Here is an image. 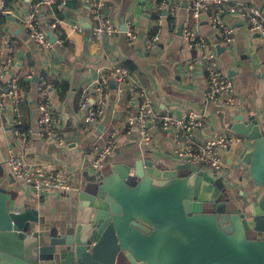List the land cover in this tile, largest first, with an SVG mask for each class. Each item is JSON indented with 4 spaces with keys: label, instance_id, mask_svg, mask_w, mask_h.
Returning <instances> with one entry per match:
<instances>
[{
    "label": "crops",
    "instance_id": "0c3cea01",
    "mask_svg": "<svg viewBox=\"0 0 264 264\" xmlns=\"http://www.w3.org/2000/svg\"><path fill=\"white\" fill-rule=\"evenodd\" d=\"M234 1L252 4L264 16V0ZM32 2L34 0H16L11 8L13 14H0V62L10 60L11 72L20 82L22 128L28 131L24 146L16 145L8 99L6 110L0 112V161L4 162L2 168L8 186L17 192L21 206L25 208L34 202L48 222L61 219L71 204L74 188L95 175L90 161L104 145L106 137L114 132L119 135V145L105 168L135 160L151 161L156 165L154 173L164 176L181 165L173 151L183 142L174 131L153 130L154 141L148 147L140 145L134 132L127 134L125 119L138 112L134 94L139 87L116 82L112 75L116 66L127 67L130 81H137L148 89L159 115L181 117L190 111L204 115L207 123L199 139L215 131L231 132L226 128L229 116L252 115L264 122V43L258 35L250 33L243 22L223 12L224 19L234 28L232 42L226 43L209 20L221 8L213 7L197 20L191 14L192 0H68L65 8L59 6L61 15L55 13L54 4L44 5L37 16L41 27L56 38L63 34L68 46L65 49L55 44L51 52L42 55L21 23ZM95 3L101 4L104 19L116 23L118 31L113 37L94 40L92 29L96 19L91 14V6ZM56 18L62 23L52 32L50 23ZM75 25L80 26L82 32H78ZM186 26L205 41V47L187 45ZM129 28L134 39L128 36ZM207 53L215 54L220 70L233 81L235 105L218 104L207 98ZM102 77L109 80L104 114L88 126L84 121L85 111L81 109L82 93ZM40 86L58 114L57 136H41ZM236 146H232L225 157L228 166L225 172L237 182L235 170L229 167ZM10 153L51 169H65L70 174L72 190L68 193L45 191L37 195L29 185L16 179L13 182L6 163ZM168 167L172 170L168 171ZM233 187L240 198L258 191V186L248 181Z\"/></svg>",
    "mask_w": 264,
    "mask_h": 264
},
{
    "label": "water",
    "instance_id": "95a60500",
    "mask_svg": "<svg viewBox=\"0 0 264 264\" xmlns=\"http://www.w3.org/2000/svg\"><path fill=\"white\" fill-rule=\"evenodd\" d=\"M227 123L244 137L229 159L237 182L183 164L161 176L151 161L116 163L75 187L57 222L21 206L0 161V264H264V122ZM248 179L256 199L236 195Z\"/></svg>",
    "mask_w": 264,
    "mask_h": 264
},
{
    "label": "built area",
    "instance_id": "2783aa9c",
    "mask_svg": "<svg viewBox=\"0 0 264 264\" xmlns=\"http://www.w3.org/2000/svg\"><path fill=\"white\" fill-rule=\"evenodd\" d=\"M68 0H34L30 3L21 23L29 32L30 38L35 43L37 49L42 55H46L53 50L55 44L62 48H67V43L63 34L53 42L45 31L37 16L44 5H53L58 3L60 7L65 8ZM213 7L221 8L209 17L210 23L218 30L226 43H231L234 38V28L223 17L222 13L235 16L244 23V27L252 34L258 35L264 43V16L260 9L247 2H238L234 0H192L191 14L194 19H201L207 15ZM0 14L10 15L13 10L0 3ZM91 14L96 19L92 29L94 40L99 41L105 37H113L118 31L117 25L110 19H104L101 16V4L95 3L91 6ZM62 20L56 18L50 23L51 31H55ZM78 32L82 28L74 26ZM129 38L134 39L132 29L127 32ZM184 36L189 47H205V41L194 33L187 26L184 30ZM206 72L208 79L207 98L216 103H225L235 105V88L233 81L228 78L219 68L215 54L207 53ZM11 61L0 62V112L7 108V101H11L12 107V134L15 144L23 147L28 138V131L22 128L24 119L19 109L21 103V85L16 76L11 72ZM113 78L119 84L129 83L132 87H139L134 94L138 102V112L129 114L125 119V128L127 134L134 132L141 146L148 147L154 141L153 130L161 128L167 131H174L183 144L176 147L173 151L175 160L179 164L197 167L199 169H208L215 173H225L227 169L226 155L230 148L244 141V137L227 131H215L211 136H205L199 139V133L206 127V117L195 111H190L181 117L161 116L155 109L154 98L152 94L137 81H130L129 71L119 65L112 72ZM109 80L102 77L98 81H93L83 91L81 98V109L85 111L84 121L88 126L96 123L104 114L105 100L107 98V89ZM38 98V123L40 125L41 136H57L59 119L58 114L52 108L47 93L43 86L39 87ZM119 145V135L110 134L106 137L105 143L100 147L90 164L95 173L101 172L111 157L116 153ZM9 172L18 181L29 185L33 191L40 195L45 191H58L68 193L72 190L70 174L61 168H48L42 163L29 162L24 156L10 153L6 160ZM249 182V180H248ZM260 190L253 191L247 197L256 199Z\"/></svg>",
    "mask_w": 264,
    "mask_h": 264
},
{
    "label": "trees",
    "instance_id": "16d2710c",
    "mask_svg": "<svg viewBox=\"0 0 264 264\" xmlns=\"http://www.w3.org/2000/svg\"><path fill=\"white\" fill-rule=\"evenodd\" d=\"M2 1L4 2V4H5L6 7H8V8H12V5H14V2H15L16 0H2ZM52 8L54 9V11H55V13H56L57 15H61V12H60L59 4H58V3L54 4ZM66 43H67V42H66ZM126 68H127V67H126ZM127 69H128V68H127ZM128 71H129V69H128Z\"/></svg>",
    "mask_w": 264,
    "mask_h": 264
},
{
    "label": "flooded vegetation",
    "instance_id": "af4514ba",
    "mask_svg": "<svg viewBox=\"0 0 264 264\" xmlns=\"http://www.w3.org/2000/svg\"><path fill=\"white\" fill-rule=\"evenodd\" d=\"M258 190H260V188L258 187ZM239 193H241V191L239 190Z\"/></svg>",
    "mask_w": 264,
    "mask_h": 264
},
{
    "label": "rangeland",
    "instance_id": "374dc122",
    "mask_svg": "<svg viewBox=\"0 0 264 264\" xmlns=\"http://www.w3.org/2000/svg\"><path fill=\"white\" fill-rule=\"evenodd\" d=\"M224 130H225V129H224ZM225 131H226V130H225ZM78 176H79V175H78ZM78 176H77V177H78ZM248 180L251 181L250 179H248ZM18 183H20V182H18Z\"/></svg>",
    "mask_w": 264,
    "mask_h": 264
},
{
    "label": "bare ground",
    "instance_id": "6f19581e",
    "mask_svg": "<svg viewBox=\"0 0 264 264\" xmlns=\"http://www.w3.org/2000/svg\"><path fill=\"white\" fill-rule=\"evenodd\" d=\"M250 182V181H249Z\"/></svg>",
    "mask_w": 264,
    "mask_h": 264
}]
</instances>
